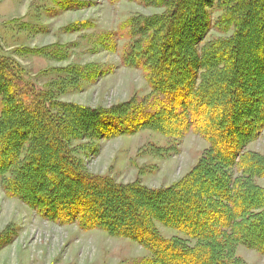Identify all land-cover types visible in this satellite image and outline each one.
Instances as JSON below:
<instances>
[{
	"label": "trees",
	"instance_id": "16d2710c",
	"mask_svg": "<svg viewBox=\"0 0 264 264\" xmlns=\"http://www.w3.org/2000/svg\"><path fill=\"white\" fill-rule=\"evenodd\" d=\"M156 5L165 10L127 20L134 40L122 55L143 71L152 101H57L0 57V185L43 219L136 241L150 253L144 264H243L238 245L264 254V187L255 182L264 155L244 149L264 129V0ZM214 7L222 13L212 22ZM212 27L225 36L200 45ZM141 129L191 131L208 148L179 182L150 189L85 171L70 143ZM156 222L186 238H164Z\"/></svg>",
	"mask_w": 264,
	"mask_h": 264
},
{
	"label": "rangeland",
	"instance_id": "374dc122",
	"mask_svg": "<svg viewBox=\"0 0 264 264\" xmlns=\"http://www.w3.org/2000/svg\"><path fill=\"white\" fill-rule=\"evenodd\" d=\"M68 1L0 0V57L18 65L25 84L57 101L90 108L152 101L143 71L122 63L134 40L126 22L165 8L156 0ZM209 12L212 22L222 13L215 7ZM220 36L225 34L212 27L200 45ZM70 143L85 171L150 189L179 182L208 148L191 131L173 138L151 129ZM244 149L264 155V129ZM255 182L264 187V178ZM156 227L164 238H186L158 222ZM235 255L243 264H264V254L243 245ZM149 257L128 238L43 219L0 185V264H144Z\"/></svg>",
	"mask_w": 264,
	"mask_h": 264
}]
</instances>
